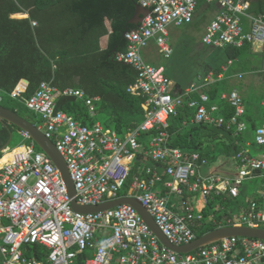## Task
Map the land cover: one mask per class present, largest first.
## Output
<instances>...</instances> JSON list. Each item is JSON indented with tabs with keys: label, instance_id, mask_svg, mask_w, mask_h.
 Masks as SVG:
<instances>
[{
	"label": "built area",
	"instance_id": "obj_1",
	"mask_svg": "<svg viewBox=\"0 0 264 264\" xmlns=\"http://www.w3.org/2000/svg\"><path fill=\"white\" fill-rule=\"evenodd\" d=\"M207 1L217 4L220 12L205 30V44L218 48L264 46V15L251 13L248 0ZM137 2L150 12L137 27L126 31L128 47L116 53L117 61L136 70V79L128 86V92L145 98L143 120L137 126L120 135L99 120L91 126L83 124L57 107L58 97L83 100L91 118L98 114L96 102L100 98L88 95L82 88H59L51 81L41 82L25 98V104L39 115L36 125L64 156L80 204L97 205L118 198L137 154L159 162L163 173L149 167L146 179L135 177L130 195L140 199L172 243L182 245L197 238L195 229L204 220L203 211L213 194L237 197L247 178L255 173L264 177V150L253 155L248 149H241L234 157L238 163L234 176L205 175L202 167L209 163L207 158L199 152L186 153L169 145V122L181 108H194L196 123L226 125L240 134L248 130L246 106L237 88L222 93L221 100L234 109L227 119L219 114L220 106L210 102L209 94L201 92L199 98L191 95L205 85L223 80L224 71L234 59H229L217 76L211 72L183 93L174 94V81L166 67L147 61L143 55L153 41L165 60L172 58L175 50L170 26L192 23L199 0ZM245 75L235 74L238 78ZM28 84L27 79H21L11 95L20 97ZM19 132L26 143L0 149V264H78V255L85 250H91L92 255L83 264H264L262 238L231 236L180 253L161 242L133 205L121 204L93 213L74 210L60 169L45 151L36 147L28 132ZM145 134H151L147 144L142 140ZM255 143L264 147V123L255 130ZM8 154L10 158L4 162ZM158 182H163L167 189L164 195L153 189ZM185 186L199 193V200L197 211L184 201L185 212L181 214L170 207V195H183ZM209 221L220 226L226 221V225L264 227V206L253 196L226 220L219 221L210 215ZM34 244L47 250L45 261L27 253V246Z\"/></svg>",
	"mask_w": 264,
	"mask_h": 264
},
{
	"label": "trees",
	"instance_id": "obj_2",
	"mask_svg": "<svg viewBox=\"0 0 264 264\" xmlns=\"http://www.w3.org/2000/svg\"><path fill=\"white\" fill-rule=\"evenodd\" d=\"M249 1L251 13L264 15V0ZM137 3V0H0V104L38 124L24 114L31 111L25 104V98L33 94L41 82L51 81L59 88L73 86L84 89L90 96H99L96 118L89 116L83 100L71 96L58 97L57 107L83 124L91 126L99 120L120 135L137 126L143 120L145 98L128 92V86L136 79V70L116 59V53L128 47L126 31L138 25L128 23ZM23 13H28V17H12ZM106 18L111 20V32L106 26ZM33 21L37 24L33 25ZM106 34H109L108 47L102 49L100 38ZM251 49L250 44L238 48L225 47L228 59H238L240 63H245V53ZM212 72L217 76L222 69L216 67ZM231 72H226L227 77ZM21 79L29 81L28 88L20 97H13L11 93ZM226 79L206 90L219 103L221 115L228 119L234 109L221 100L223 92L232 90L222 84ZM217 84H222V87H217ZM263 100L264 92L257 102L259 111L256 113L255 105H246L244 99L248 130L240 134L226 125L196 123L193 121L195 109L181 108L169 122V145L186 153L199 152L211 162L220 156L232 159L246 141L256 145L255 130L263 123ZM15 130L21 129L14 124L0 122V149ZM160 165L142 153L137 154L119 196L130 194L136 176L146 179L149 175L147 169L159 168ZM245 198L243 192L237 197L213 194L203 211L204 220L195 229L197 237L220 226L209 221L210 215H215L219 221L226 220L230 213L245 204ZM218 205L222 209L215 210ZM226 224L224 221L223 225ZM27 249L29 255L45 261L47 250L44 247L34 244L28 245ZM87 257L86 250L80 253L78 264H83Z\"/></svg>",
	"mask_w": 264,
	"mask_h": 264
},
{
	"label": "rangeland",
	"instance_id": "obj_3",
	"mask_svg": "<svg viewBox=\"0 0 264 264\" xmlns=\"http://www.w3.org/2000/svg\"><path fill=\"white\" fill-rule=\"evenodd\" d=\"M217 6H212L206 8L202 7V10H198L197 18L202 21L201 23H206L210 20L218 11ZM180 30L188 31L187 39L184 42H179L175 40V35H171V42L175 47V55L177 60L173 59L172 65L178 70L176 78L180 81L181 84L193 78L196 75H204L214 71L216 67H221L223 70L228 65V57L225 51V48H218L206 45L202 41L203 29L201 26L195 22L179 27ZM256 50L252 48L250 52L245 53V63H240L238 59H234V63L229 65L230 70H232L230 76L225 80L224 84L228 88H237L243 98L246 101V105L253 104L254 110L259 111V102L260 95L264 92V54L256 53ZM143 55L146 59L152 63H162L169 65L171 60H165L161 54L158 53L157 47L152 41L143 51ZM179 59V61H178ZM187 65L185 69L177 67L180 63ZM191 66H188L189 64ZM245 71L246 75L243 78H238L235 76L236 73ZM222 84H217L216 86L221 88ZM28 117H31L36 123H39V115L29 111L28 113L24 112ZM151 135L145 134L142 140L147 144L150 140ZM27 141L22 137L19 130H15L13 133V138L9 143L10 148L17 147L18 145L24 144ZM223 158H218L217 163H219ZM225 169H230L235 171L236 165L233 159H229L228 162L224 165ZM257 182L252 179H246L243 183L242 190H245L250 196L254 195V192L257 189ZM156 190L161 192V186L157 187ZM91 251V250H89ZM92 252V251H91Z\"/></svg>",
	"mask_w": 264,
	"mask_h": 264
},
{
	"label": "water",
	"instance_id": "obj_4",
	"mask_svg": "<svg viewBox=\"0 0 264 264\" xmlns=\"http://www.w3.org/2000/svg\"><path fill=\"white\" fill-rule=\"evenodd\" d=\"M149 12L150 9L145 8L141 4L137 3L136 11L133 17L128 21V23L139 24L142 21L143 17L146 16ZM0 122L14 124L21 130L28 132L31 136V139L36 143V145L51 157V159L57 165L63 175L68 188V193L72 199L71 205L76 211L83 213H93L113 208L121 204L133 205L140 213V215L145 219L151 230L158 236L161 242L174 251L180 253H187L209 243L231 236H246L251 238L264 239V227H251L246 225H224L206 232L202 236L197 237L189 243L176 245L172 243L163 233L153 215L148 211V209L143 205V203L137 196H119L116 199L107 200L97 205L80 204L78 203L76 198V189L67 162L64 156L56 147V144L49 137H47L46 134L34 122L20 115L15 110L3 106L2 104H0ZM12 138L13 132H11L9 140L2 148L8 146Z\"/></svg>",
	"mask_w": 264,
	"mask_h": 264
},
{
	"label": "crops",
	"instance_id": "obj_5",
	"mask_svg": "<svg viewBox=\"0 0 264 264\" xmlns=\"http://www.w3.org/2000/svg\"><path fill=\"white\" fill-rule=\"evenodd\" d=\"M249 1V0H248ZM250 2V1H249ZM205 6L206 8L208 7H212V6H217L219 9L217 11V13L210 19L208 20L206 23H201L203 21H200L198 18H197V12L198 10H202V7ZM250 8H251V2H250ZM220 12V7L217 5V4H214V3H209L207 0H199V3H198V6H197V10H196V13H195V17H194V20L192 23H196L198 24L199 26H201V28L203 29V35L205 33V30L208 26V24L213 20V18ZM14 15V14H13ZM12 15V17H14ZM28 13H23L22 16H19L17 14L16 17L18 18H22V17H28ZM106 26L109 30V32L112 31V25H111V20L109 18H106ZM190 23V24H192ZM190 24H187V25H190ZM186 26V25H184ZM179 27H183V26H170V38H171V35L174 34L175 35V40L179 41V42H184L186 39H187V36L188 35V31H183V30H180ZM202 35V37H203ZM108 42H109V34H106V35H103L101 38H100V47L102 49H105L108 47ZM155 44V43H154ZM173 44V43H172ZM207 45V44H206ZM156 46V44H155ZM174 46V45H173ZM157 47V46H156ZM251 48H254V50H256L255 52L256 53H262L264 54V46H254V47H251ZM174 50L175 47H174ZM158 51V49H157ZM159 53V52H158ZM146 58V57H145ZM173 59L177 60L176 58V55H175V51H174V54L172 56V58H170L169 60H171V63L169 65L167 64H162V63H153L155 65H164L166 67V71H167V74L170 76V78L174 81V94H180V93H183L185 91V89H187L188 87H190V85L193 83V82H197V81H202V78L207 76L209 73H206L204 75H196L194 76L193 78H189L188 80H186L185 82H183V84L180 83V81L176 78V74L178 73V70L174 67V65H172V61ZM147 60V59H146ZM168 60V61H169ZM148 61V60H147ZM179 61V59H178ZM150 62V61H149ZM152 63V62H151ZM234 63V62H233ZM232 63V64H233ZM192 64L190 63L188 66H191ZM187 66V65H186ZM185 65L182 66V63L180 61V63L177 65L178 69L179 68H182V69H185L186 68ZM185 67V68H184ZM231 67H228V69L226 71H224V74H225V78H228L227 75H226V72L230 70ZM223 71V70H222ZM241 72H245V71H241ZM211 73V72H210ZM239 73V72H238ZM246 73V72H245ZM237 74V73H236ZM223 79V80H224ZM211 85H214L213 84H209V85H205L203 86L202 88H200L199 90H195L191 93L192 97L194 98H199L200 97V94L201 92H205L207 94H209L206 90L207 87H210ZM233 89V88H232ZM177 91V92H176ZM225 92H228V91H225ZM224 93V92H223ZM222 95V94H221ZM210 96V94H209ZM99 97V96H98ZM210 102L212 103H217L219 105V103L212 99L211 96H210ZM220 106V105H219ZM220 110H221V107H220ZM220 110H219V114L220 113ZM256 113H258V111L256 110ZM247 122V121H246ZM263 123H264V116H263ZM262 123V124H263ZM248 124V123H247ZM151 135V134H150ZM248 149L250 151L251 154L253 155H256V154H259L261 153L263 150H264V147H260V146H257L255 144H252L251 141H246L244 143V146L241 148V149ZM206 158V157H205ZM220 158H223V160H221L219 163H217V161H213L211 162L209 160V163L207 165H205L204 167H202V173L207 175V174H211V173H215V174H221V175H226V176H234L236 173H237V169L235 171H231L230 169H225L224 165L226 162H228L229 158L228 157H225V156H220ZM234 161H235V165H236V168L238 167V163L236 161V159L233 157L232 158ZM158 171L160 173H163V166L160 165L159 168H157ZM168 177L165 176V179H167ZM248 179H252V180H255L257 182V189L256 191L254 192V195L250 196L247 192H245V190H242L243 188L241 187V192H243L245 195H246V198H245V204L243 206H240L241 207H244L247 205V200L248 198H251L253 196L257 197L258 201L260 202V205L264 206V177H262L260 174L258 173H255L253 176L249 177ZM160 183V184H159ZM161 186V192H158L156 190L157 187ZM156 192H158L160 195H164L167 191V189L165 188L163 182H158L156 184V186L153 188ZM162 190L163 194L162 193ZM183 195H177V194H171L170 195V207L177 211V212H180L181 214H183L185 212V209H184V204L183 202H189L190 203V206H195L194 207V210L197 211V203H198V200H199V193H194V192H191L187 186L183 187ZM240 192V194H241ZM225 194H229V193H225ZM224 194V195H225ZM130 195V194H129ZM239 208V209H240ZM215 210H220L222 209V206L221 205H218L214 208ZM201 224V223H200ZM198 224V225H200ZM87 254L88 256L92 255V252L91 251H87ZM112 264H116L115 262H113Z\"/></svg>",
	"mask_w": 264,
	"mask_h": 264
},
{
	"label": "bare ground",
	"instance_id": "obj_6",
	"mask_svg": "<svg viewBox=\"0 0 264 264\" xmlns=\"http://www.w3.org/2000/svg\"><path fill=\"white\" fill-rule=\"evenodd\" d=\"M19 16H22V14H18ZM10 158V154L6 155L3 159V161H7Z\"/></svg>",
	"mask_w": 264,
	"mask_h": 264
}]
</instances>
